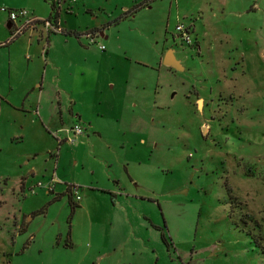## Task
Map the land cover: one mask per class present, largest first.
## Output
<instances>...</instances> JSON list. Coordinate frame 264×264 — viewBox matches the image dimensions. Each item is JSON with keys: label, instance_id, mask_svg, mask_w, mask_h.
I'll use <instances>...</instances> for the list:
<instances>
[{"label": "rangeland", "instance_id": "1", "mask_svg": "<svg viewBox=\"0 0 264 264\" xmlns=\"http://www.w3.org/2000/svg\"><path fill=\"white\" fill-rule=\"evenodd\" d=\"M51 1L79 36L47 39ZM60 109L88 136L58 144ZM0 264H264V0H0Z\"/></svg>", "mask_w": 264, "mask_h": 264}, {"label": "built area", "instance_id": "2", "mask_svg": "<svg viewBox=\"0 0 264 264\" xmlns=\"http://www.w3.org/2000/svg\"><path fill=\"white\" fill-rule=\"evenodd\" d=\"M2 10H6V9L2 8ZM8 16H9V22H11V29L13 30V34H12L13 38L22 34L28 28L33 27L34 24L38 22V19L29 17L24 9H19L14 11L9 10ZM16 21H19L20 24L17 25ZM43 23L46 30L51 28L53 32H62V29L59 27V25L58 27L54 28L50 25L49 21L44 20ZM175 29H176L175 38L178 39L181 42V44L189 45L193 43V39L190 35V31L187 26H185L183 23H178ZM85 36L89 39L90 43L96 44L98 48H100L101 50L105 48V46L99 41V36H101L99 33L88 31L85 33ZM86 131H87V126L85 124L81 123L80 121H74L71 124L62 127L61 129L52 132V135L57 140L58 144H61L63 142L74 144L78 142L79 139L85 135ZM58 132H63L64 135H58ZM55 176L56 175L54 172L53 175L50 177L49 181L45 183L39 181L36 184V186L37 187L43 186L46 188L48 192H52L54 190V185L56 183ZM67 189L69 190L70 195L74 196L76 201H79L81 199L78 194V187L76 185H69L67 186ZM31 192L34 193L35 189L32 188Z\"/></svg>", "mask_w": 264, "mask_h": 264}, {"label": "crops", "instance_id": "3", "mask_svg": "<svg viewBox=\"0 0 264 264\" xmlns=\"http://www.w3.org/2000/svg\"><path fill=\"white\" fill-rule=\"evenodd\" d=\"M10 25H11V22H10ZM58 25H59V18H58ZM34 27H36V25L34 24V26H33V29L32 30H34ZM60 27V26H59ZM191 27V26H190ZM193 27H191V28H189V31H190V35H191V37H192V33H193V29H192ZM9 29H11V27L9 28ZM28 30V29H27ZM63 30V29H62ZM69 30V29H68ZM103 38H106V36L104 35V33L100 30V32H98ZM49 37H50V35H49ZM49 39V38H48ZM193 39V38H192ZM193 41H194V39H193ZM12 42V41H11ZM52 45H54V43H52ZM50 47L49 48H45V51H44V47H43V49H42V52L44 53V55H45V59H43V61H44V65H45V67H44V69H43V72L41 73V76H40V80H39V83H37V86L39 87V95H41L43 92H44V90L46 89V88H48V89H54V94L56 93L57 95H58V97L56 98L58 101H59V98H60V95L61 94H64V92H66L67 90H66V88L62 85V68L61 67H58L57 66V64H56V61L53 59V58H51L50 56H49V52H50ZM163 53L162 52H160V56L162 57L163 55H162ZM47 58L50 60V63L49 62H47ZM49 63V64H48ZM54 72H57L58 74L57 75H54L55 73ZM51 76L54 78V79H52L51 78ZM57 104H59V102L57 103ZM72 104H74L73 106L75 107V100H73V102H72ZM68 110H69V112H70V114H72V116H74V111H73V108H72V106H69V108H68ZM39 112H40V110H39ZM36 113L38 114V111H36ZM58 113H59V119L57 120V122H54V118H52L53 116L52 115H50L49 116V122L47 123L46 121H45V118L43 117V115H40V119L42 120V123H44V124H50V121H52V123H53V130H51L50 132H51V135H52V132H54V131H57V130H59V129H61L62 127H65V126H67V125H69V124H71L72 122H74V121H80L81 123H83V124H85L84 123V121H81V115H79V114H76L77 115V118L78 119H71V121L69 122V123H67V124H65V121H64V115H63V113L61 112V109L60 110H58ZM41 114V113H40ZM89 122V121H88ZM86 125V124H85ZM45 126H47V125H45ZM44 126V127H45ZM87 126V125H86ZM48 130H50L49 128H48ZM89 131V127L87 126V131H86V133H85V135L84 136H88V132ZM58 135H59V132H58ZM63 135H64V133H63ZM83 136V137H84ZM81 139H82V137H81ZM50 179V178H49ZM48 179V180H49ZM68 192V191H67ZM69 194V193H68ZM70 197L72 198V197H74V196H71L70 195ZM81 200V199H80ZM79 200V201H80ZM111 201H112V203H114L115 202V200H114V198L113 199H111ZM73 202H75V203H78V201H76L75 200V198H74V201ZM32 212V214H34L33 212L34 211H31Z\"/></svg>", "mask_w": 264, "mask_h": 264}, {"label": "trees", "instance_id": "4", "mask_svg": "<svg viewBox=\"0 0 264 264\" xmlns=\"http://www.w3.org/2000/svg\"><path fill=\"white\" fill-rule=\"evenodd\" d=\"M49 4H50V7H51V11H50V14H49V16L47 17V19H45L46 21H49V23H50V25L52 26V27H58V18H59V11L57 10V7H56V5H55V2L54 1H51V2H49ZM53 31H52V29L51 28H49L48 30H47V39L49 38V35H50V33H52ZM62 32H64V33H66V34H72V35H75V36H79V34L78 33H76V32H71V31H67V32H65L64 30H62ZM68 193H69V197H70V192H69V190H68ZM43 209L44 208H42V209H39V210H37V211H34L33 213H42L43 212ZM74 209V206H72V210Z\"/></svg>", "mask_w": 264, "mask_h": 264}, {"label": "water", "instance_id": "5", "mask_svg": "<svg viewBox=\"0 0 264 264\" xmlns=\"http://www.w3.org/2000/svg\"><path fill=\"white\" fill-rule=\"evenodd\" d=\"M7 27L10 28V22L7 23ZM162 63L164 66L168 68H173L176 71L183 70V66L181 65L180 61L175 57L174 50L168 49L163 57Z\"/></svg>", "mask_w": 264, "mask_h": 264}, {"label": "flooded vegetation", "instance_id": "6", "mask_svg": "<svg viewBox=\"0 0 264 264\" xmlns=\"http://www.w3.org/2000/svg\"><path fill=\"white\" fill-rule=\"evenodd\" d=\"M171 69H173V68H171ZM173 70H175V69H173ZM176 71V70H175Z\"/></svg>", "mask_w": 264, "mask_h": 264}]
</instances>
